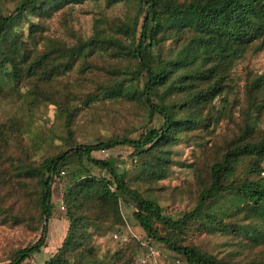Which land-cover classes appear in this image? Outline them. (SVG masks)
Listing matches in <instances>:
<instances>
[{
	"label": "trees",
	"instance_id": "16d2710c",
	"mask_svg": "<svg viewBox=\"0 0 264 264\" xmlns=\"http://www.w3.org/2000/svg\"><path fill=\"white\" fill-rule=\"evenodd\" d=\"M88 1L102 0H14L13 10L0 0V223L39 233L35 242L12 249L9 264H23L47 247L53 186L62 181L69 226L43 264H129L134 244L141 257L158 244L186 264H264V127L258 125L264 71L247 72L242 87L233 77L242 61L264 51V0H136L132 20L106 25L96 19L92 36L74 45L47 35V21ZM105 1L110 7L133 0ZM165 20L175 30L165 44L177 50L167 65L157 49ZM107 57L111 62L99 65ZM72 73L73 82L64 80ZM97 100L135 106L146 121L144 132L78 143L73 126L81 106L75 101ZM50 106L54 120L38 115ZM186 144L200 150L195 202L176 218L141 187L151 190L167 178L177 147ZM120 146L131 148L141 165L136 187L113 156L94 157ZM149 162L161 176L153 177ZM123 206L133 207L145 236L129 232ZM92 225L119 235L111 237L118 247L102 252ZM198 228L241 237L260 251L235 263L220 259L187 239Z\"/></svg>",
	"mask_w": 264,
	"mask_h": 264
},
{
	"label": "rangeland",
	"instance_id": "374dc122",
	"mask_svg": "<svg viewBox=\"0 0 264 264\" xmlns=\"http://www.w3.org/2000/svg\"><path fill=\"white\" fill-rule=\"evenodd\" d=\"M138 1H128L115 4L108 7L105 0L100 2L88 1L84 4H77L74 7H69L64 11L55 15L52 19L47 21V35L53 39L61 40L69 45H74L80 38H88L92 36L94 31V25L96 19H103L106 25L113 24L117 21H130L137 12ZM4 9L13 10L15 2L14 0H2ZM36 20V18H34ZM27 30V27H25ZM175 30L171 28V24L168 20L164 21L162 29L159 31L157 40L160 43L157 47L161 53L162 61L165 65L174 61L177 50L165 44L172 39ZM31 45H36L35 39H30ZM145 59L148 61L149 48L146 47L143 50ZM105 62H111V58L107 57L105 60H99V65H105ZM264 71V51L256 55H251L244 61H242L234 69V79L242 87L244 83V77L247 72L261 73ZM72 78H65L74 81L76 73H72ZM80 85L76 83L75 86ZM239 99L243 100V93L239 92ZM80 103L81 110L74 122V131L76 141L80 144H88L94 142L97 138H106L111 135L127 134L132 138H138L141 133L144 132L143 125L145 120L141 115V112L133 105L125 103H114L110 101L97 100L91 104L84 105L81 101H75ZM220 105V103L218 102ZM237 111V109H236ZM44 117V119L54 120L56 116V108L50 106L48 109H42V112L38 113ZM5 116V110L0 105V118ZM258 125L264 127V115L259 116ZM40 124H44V120H39ZM51 124V123H50ZM54 126L53 124H51ZM152 124L150 125V127ZM225 127V124L217 127L213 137L214 139ZM176 155L174 157V165L170 175L156 183L150 185L151 190L146 186L141 187L142 191H148V194L153 198H156L160 205L166 209V212L171 213L174 217H180L184 212L191 211L194 206L195 198V169L193 166L197 163L200 150L195 144L180 145L177 147ZM132 149L127 146H120L111 151L96 152L94 157L97 159H106L113 156L118 164L121 172L127 174L126 180L131 187H136L138 184V175L141 171V165L133 162L131 157ZM108 154V155H107ZM74 167L77 168V163ZM149 172L153 177L161 176V169L155 162H149L146 164ZM94 173H98L97 169H94ZM65 189V182L56 183L53 186V204L54 212L53 217L49 222L48 238L50 240L49 247L37 253L31 259H28L23 264H43L52 256V252L57 244L56 234L62 238L65 230L68 229L69 223L65 219V211L60 207V201L62 200L63 192ZM123 215L127 224L131 227L134 233L138 237L145 236L144 231L139 227L133 216V207H122ZM91 230L95 235V240L101 251L104 252L109 247L117 246V243L111 240V237L115 234L110 228L104 225L93 226ZM51 233V236H50ZM39 233L33 234L21 227H11L8 224L0 223V264H9L7 259L12 249H17L20 246H27L30 242H35L38 239ZM119 236V235H118ZM120 237V236H119ZM119 239V238H118ZM187 239L197 245L202 252L215 255L220 259L228 260L232 263L239 262L241 260H248L251 257L257 255L260 251L259 248L250 250L248 244L241 237L234 238L224 237L220 235H213L211 233L195 229L190 232ZM106 241H110L111 246L106 244ZM115 241V240H114ZM157 249L162 253L161 264H172V260L175 258L170 250L165 247L156 244ZM134 250L128 254L127 260L129 264H141L142 252L133 245Z\"/></svg>",
	"mask_w": 264,
	"mask_h": 264
},
{
	"label": "built area",
	"instance_id": "2783aa9c",
	"mask_svg": "<svg viewBox=\"0 0 264 264\" xmlns=\"http://www.w3.org/2000/svg\"><path fill=\"white\" fill-rule=\"evenodd\" d=\"M108 155V154H107ZM112 191H115L114 188H112ZM60 207L62 210L65 211V206L64 203L62 202V200L60 201ZM128 230L129 232L137 239H140L141 237H138L134 231L131 229V227L128 225ZM115 239H118L119 236L117 234L114 235ZM161 257H162V253L159 249H153L150 248L149 251L145 254L144 257H142L141 259V264H146L149 261H152L153 264H161ZM172 264H186V262L180 258H174L172 260Z\"/></svg>",
	"mask_w": 264,
	"mask_h": 264
},
{
	"label": "crops",
	"instance_id": "0c3cea01",
	"mask_svg": "<svg viewBox=\"0 0 264 264\" xmlns=\"http://www.w3.org/2000/svg\"><path fill=\"white\" fill-rule=\"evenodd\" d=\"M66 222H68V221L66 220ZM65 231L67 232V229H66ZM66 232H64L62 238L59 237L58 234H56V241H55V242H57V244H56V246H55L54 251L52 252V255L57 251V249L59 248V246H60L61 243L63 242V240H64V238H65V236H66ZM50 236H51V233H50ZM49 244H50V240L48 239V240H47V247L44 248V249H47V248L49 247ZM44 249H43V250H44Z\"/></svg>",
	"mask_w": 264,
	"mask_h": 264
}]
</instances>
